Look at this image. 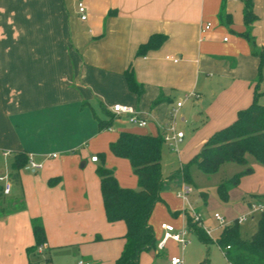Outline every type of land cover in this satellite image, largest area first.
I'll list each match as a JSON object with an SVG mask.
<instances>
[{
    "label": "crops",
    "instance_id": "obj_1",
    "mask_svg": "<svg viewBox=\"0 0 264 264\" xmlns=\"http://www.w3.org/2000/svg\"><path fill=\"white\" fill-rule=\"evenodd\" d=\"M83 1L85 21L77 12L78 0H0V174L18 173L10 193L3 192L0 182V264H116L126 225L108 220L97 168L112 169L122 187L139 186L130 162L115 155L111 143L122 131L162 136L176 103L195 92L198 97L185 100L176 114L180 121L190 114L200 124L187 139L183 133V149H170L180 154V172L184 153L232 124L261 89L253 46L264 49L255 26L256 13L264 15V0H250L257 16L249 35L253 42L243 35L248 0ZM153 34H163L165 40L140 53ZM127 71L143 87L140 95L128 89ZM159 97L162 101L153 105ZM115 104L133 106L147 125L114 119L111 129H104L101 121L111 119ZM50 153L58 156L45 159L37 173L14 169L17 154L43 159ZM96 155L98 161H93ZM176 172L165 177L164 184L173 190L160 189L149 218L156 243L162 222L188 227L177 196L186 182ZM203 193L193 187L189 197L200 211L199 200L208 199ZM257 194L264 200L262 190ZM254 200L246 198L241 213ZM35 219L42 221L47 241L42 251L31 252ZM256 229L257 224L251 235ZM168 243L181 248L168 240L161 250H143L136 264H169L176 253L167 250Z\"/></svg>",
    "mask_w": 264,
    "mask_h": 264
},
{
    "label": "trees",
    "instance_id": "obj_2",
    "mask_svg": "<svg viewBox=\"0 0 264 264\" xmlns=\"http://www.w3.org/2000/svg\"><path fill=\"white\" fill-rule=\"evenodd\" d=\"M113 13V11H111ZM222 20L226 17L224 10L219 13ZM257 19L253 12L252 2L248 0L243 9L245 32L243 35L250 39L251 25ZM165 40L163 34H153L147 42L140 46V53L147 48H157ZM253 54L259 58L258 82L261 80V66L264 64V49L253 46ZM127 87L130 91L140 95L143 87L137 84L131 74H124ZM260 94L255 91L251 104L237 113L236 120L213 133L203 144L200 152L191 161L181 168V178L192 184L190 166H194L202 173L211 175L219 167L232 162L245 166L247 156H252L258 163L264 165V104L258 101ZM162 101L157 98L153 105ZM115 114L109 120L101 121L102 127L108 128L114 124ZM163 136L135 134L122 131L117 140L110 145L111 151L120 157L126 158L137 176L139 188H125L120 186L112 169L105 165L97 168L101 181L102 198L110 222L123 220L126 225L124 234L125 244L121 256L116 264H136L139 254L146 249L156 246L154 231L149 224V218L156 202L159 200V191L165 180L161 173V149ZM14 169L18 170L28 161V156L17 154ZM253 172L252 168L244 169L217 186L222 200L228 199L229 190L238 185L242 175ZM18 173H11V179L16 180ZM206 195L205 193H203ZM258 200L261 195H253ZM188 227L195 231L198 239L204 245L212 242L205 232L197 226L192 217L187 214ZM36 245L30 250L35 252L38 247L47 241L45 227L39 219L33 222ZM216 243L225 250V258L230 264H264V213L260 214L257 229L250 239H244L239 233V224L233 221L226 226L217 237ZM198 264H208L206 256Z\"/></svg>",
    "mask_w": 264,
    "mask_h": 264
},
{
    "label": "rangeland",
    "instance_id": "obj_3",
    "mask_svg": "<svg viewBox=\"0 0 264 264\" xmlns=\"http://www.w3.org/2000/svg\"><path fill=\"white\" fill-rule=\"evenodd\" d=\"M256 15L258 16V21L256 22L255 26L257 32L260 33V35H258L259 37L257 39V43H260L264 48V44L261 43L262 41L264 43V15L262 16L258 13H256ZM223 37H227L228 39V34H225V36ZM260 86L261 89L260 91H258L260 97L258 101L261 104H264V64L261 66ZM175 119V129L181 130L185 134L184 139H187L190 136V134L194 130V127L200 126L199 123H196L194 121L193 116L190 114L186 115L185 121H180L179 116H177ZM171 122H173V120H171ZM183 144V142L178 144L177 147L179 151L181 150ZM201 148L202 147H199L195 151H190L188 154L184 153V158L186 160H183V162L181 161L182 164H188L191 159L200 152ZM179 155V153L171 151L168 144L163 142L161 151V173L164 178L168 177L170 174L175 173L176 171V173L179 175ZM181 156H183V154H181ZM247 160L248 163L245 166L232 162H226L219 167L216 173L211 175L200 172L194 166V164L190 166V173L193 183L192 186L194 187V191L196 193L203 191L208 196L206 203H204L201 199L199 200L202 212L199 209H196L195 206L193 207L200 214V218L202 220V224L197 226L203 230L202 226L204 225L205 228H211L214 231L212 232L211 236L205 233L207 237L212 239V242H210L208 245H204L200 242L195 231L189 233V244L184 251L181 250L180 247H173L170 243L167 244V250L170 253H176L175 255L182 256L184 259V264H197L206 256L208 257V264H228L220 246H218L216 243L217 237L228 225L222 228L217 227V222L214 218V214L219 213L220 215L224 216L227 221H230L232 218L239 215L244 210V201L246 198L252 197L253 195H258V191L261 190L264 193V169L261 167V164L258 163L252 156H247ZM247 168H253L254 172L251 174L242 175L238 185L229 190L228 199L222 200L218 193L217 186L221 182H224L227 179L231 178L234 174ZM160 189L162 192H165L169 191L168 189L173 190V187L171 188L167 185V183H165L161 186ZM157 205L162 209L164 204L162 202H159ZM158 206L156 207L158 208ZM7 207L10 208L11 206L7 205ZM156 212L157 215H159L158 211ZM259 217L260 215L256 214L253 218L247 219L239 225V233L242 238L250 239L251 233L254 231ZM163 224L168 223L162 222L160 224L161 228ZM44 263L45 261H41L40 264Z\"/></svg>",
    "mask_w": 264,
    "mask_h": 264
},
{
    "label": "built area",
    "instance_id": "obj_4",
    "mask_svg": "<svg viewBox=\"0 0 264 264\" xmlns=\"http://www.w3.org/2000/svg\"><path fill=\"white\" fill-rule=\"evenodd\" d=\"M236 1V0H235ZM77 12L81 18V20L85 21L88 18V10L85 2L83 0H78L77 2ZM210 27V23H206L205 29ZM224 41L227 40V37L223 38ZM170 58V57H167ZM172 59V58H170ZM173 61H177V59H173ZM198 94L195 92H189L184 95L183 99L178 101L175 107L171 110L170 118L173 122L170 123L164 128L163 133V141L168 144L171 150L176 151L178 143L181 142V138L183 137L182 131H176L174 125V119L177 114V110L181 107L182 103L188 99L197 98ZM112 112L115 114V120H123L127 124L135 125L138 127H145L147 125V119L141 116L139 111L134 108L133 106L126 105V104H115L112 108ZM109 130L111 127L108 128ZM9 153L5 152L4 155L7 156ZM58 156V153H50L47 155H43V159H38L34 154H29L27 163L23 166V170L29 173H37L44 167V160L47 158H55ZM98 156H93V161H98ZM0 182L3 185V192L8 194L10 193L13 183L11 179L10 172H3L0 174ZM193 192V187L188 183H182L179 190L177 191L178 198L181 199L183 202L182 212L189 214L192 217V220L197 223V225L202 224V220L200 218V214L193 208L189 201V197ZM264 213V200L257 199L254 200L247 205V209L244 213L238 215L233 221H236L239 225L250 218L254 214H263ZM214 218L218 223V227L222 228L226 225L231 224L228 222L224 216L220 215L219 213L214 214ZM232 221V222H233ZM205 233L209 236L212 235L213 230L211 228H205L204 225L202 226ZM163 233L161 239L156 243V249L161 250L164 248L165 243L168 240L174 241L181 246L183 249L188 243V233L190 231L189 227L185 226L180 229H175L171 224H163L162 226ZM45 244V243H44ZM44 244L38 247L39 251L44 249ZM229 249V246H226L223 249V253L225 250ZM78 264H92L85 260H80ZM169 264H183V258L179 255H172L169 257Z\"/></svg>",
    "mask_w": 264,
    "mask_h": 264
}]
</instances>
